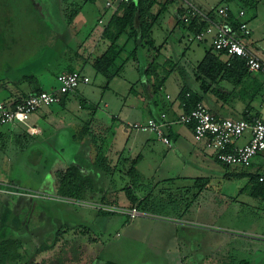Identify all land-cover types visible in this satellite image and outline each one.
Here are the masks:
<instances>
[{
  "label": "rangeland",
  "instance_id": "obj_1",
  "mask_svg": "<svg viewBox=\"0 0 264 264\" xmlns=\"http://www.w3.org/2000/svg\"><path fill=\"white\" fill-rule=\"evenodd\" d=\"M192 1H195L204 11L208 9L207 4L216 6L219 3V0ZM83 3L84 0H0V7H4L0 9L1 12L4 17L8 15L10 19L7 23L9 42L14 46V43L21 41L17 45L21 46L20 50L23 51L21 58L10 59L8 55L4 57L7 62L5 61L6 64L0 68V76H5L9 80L6 85H12L10 80L14 81L26 73L28 59L46 54L48 51L46 49L53 42L55 35L67 36L64 25L67 24L68 7L72 4L80 6ZM181 3L184 1H178L176 7ZM103 5L104 0L97 1L98 8H102ZM93 6V4L83 5L82 15L79 14L75 19L78 25L68 32L75 46L79 40L83 39L80 34L78 37L74 36L80 26L82 25L81 28L84 26L85 22L81 19H86L85 25L88 24L84 33L88 32L87 28L95 23L97 13ZM173 8L174 6L170 10ZM166 29L164 26L163 29L162 27L155 29L154 37L157 43L160 44L169 39L170 44L169 48L164 49L158 61L161 64H164L166 59L178 61L184 55L193 58L199 44L193 41L194 48L185 50L184 44L187 40L177 39L179 33L172 37L170 32L163 33ZM75 37H77L76 40H74ZM132 48L133 45L130 44L129 49ZM12 51L13 54L17 53L14 47ZM201 52L204 53V50ZM18 64L23 66L22 70H19ZM190 68L189 72L185 73L179 69L176 73L181 74L182 79L189 74L196 77L195 69L191 72ZM172 78L168 84L171 90H174L177 86L175 81H179L180 78L178 75ZM51 82L55 84L56 80L51 77ZM95 83H97L96 77L93 78V87H96ZM57 84L59 86V83ZM19 87L24 93H29L31 90V88L28 89L27 84ZM17 91H14V94L19 96ZM8 94L10 92L6 88H0V101L7 100ZM4 128L1 129L7 130L9 126ZM10 129L12 131H9V137H0V185L2 184L0 186V216L7 203L12 209L15 208V212L18 214L22 212L25 215L24 220L28 230L24 231L22 238L25 241L24 248L28 251L32 252L36 249L44 237L52 230H56L61 223L71 226L83 223L100 232L99 244L95 246V250H92L93 254L98 256L94 264H104L106 261L119 264H243L241 260L245 259L251 264H264V205L251 198L246 192L240 191L247 179L229 180L224 177L225 169L222 167L221 171L215 174L209 190L201 194L198 202H193L194 191L197 192L201 183L211 177V173H207L206 170L210 165L202 164L199 159H193L194 167L191 172H197L201 176L188 178L184 175L183 160L182 163L176 160L168 161L173 164L165 165L159 175L155 174L154 168H149L145 170L146 178L144 175L143 178L144 182L152 184L151 186L158 184L157 191L172 188L174 194L172 196L163 194L162 199L166 204L173 202L179 208H172V204H169L157 211L158 214L149 216L148 213L146 216L145 212H142L140 216L132 220L125 214L129 210L127 206L129 200L124 190L121 191L123 199H120L121 206L118 208H111L108 202H103L110 199L106 194H88L84 199L79 200L88 205L85 207H103L118 211L104 218L96 217L94 223H88L84 217L91 220L92 214L94 215V212L88 209L77 207L70 210L66 205L52 202L57 200L42 204L31 201L28 197L31 194H25L27 191H33V194L45 195L43 191H47L45 188L47 182H49L48 186L54 189L57 171L66 169L64 164L69 158H65L67 154H58L51 146L45 153V160L41 167H33L26 161L29 157V148L34 146L32 136L21 129V126ZM155 144L164 146L158 142ZM215 164L218 165L215 167L218 169L219 164L216 161ZM122 166L124 165H120V168H123ZM250 169L256 171L257 167L253 166ZM145 192L143 191L144 195ZM47 196L56 198L55 193H47ZM47 201L49 200L44 202ZM75 246L74 242L70 252L77 257Z\"/></svg>",
  "mask_w": 264,
  "mask_h": 264
},
{
  "label": "crops",
  "instance_id": "obj_2",
  "mask_svg": "<svg viewBox=\"0 0 264 264\" xmlns=\"http://www.w3.org/2000/svg\"><path fill=\"white\" fill-rule=\"evenodd\" d=\"M93 5L94 11L97 13L95 23L87 28L88 32L84 33L83 31L88 24L85 25L87 20L81 19L80 16V19L85 23L82 28V25L80 26L78 32L76 29L77 33L74 34L77 37L79 34L83 36V39L79 40L77 46H75V42L72 41L68 32H71L72 27L78 24L75 22L76 20L73 24H69L66 21L67 24L64 25V29H66L65 33H67V36L65 34L55 35L44 56L41 54L35 56L34 59L27 60L28 69L23 74L25 75L29 72L36 75L42 88L45 90L56 89L58 87L57 76L60 73L71 70L83 71L90 77V83L83 84L77 90L67 94L62 102L50 107H42L32 115L26 124L9 125V129L7 130H2L1 128L5 126L0 125V137H9V131H12L10 128L21 126V129H25L32 136V141H34V146L29 148V152L37 154L36 158L38 160L39 156H42L38 165L30 164L31 166L41 167L40 165L45 160V153L48 151V147L53 146L58 154L63 153L68 155L65 157L66 159L69 158L67 159L68 162L64 164L66 165V169L72 164L78 165L82 173L86 177L90 176L94 181L96 193L106 194L110 199H115L119 195V199L122 200L121 189L128 181L123 178L121 179V173L119 172L115 171L114 174L108 175L95 165L98 153L95 144L96 138L97 142L105 144L103 149L110 159L111 165L116 166L117 170L127 168L129 161H131L130 159L140 158L137 167L142 175L145 176V170L149 168H154L155 174L159 175V172L163 170L165 165L170 166L173 164L168 163V161L175 162L176 160V162L180 161L182 163L183 160L184 175L188 178H196L201 175H198L197 172H191L194 167L192 160L199 159L202 164L210 165L207 166L206 170L207 173H211V177H208L210 179L209 185L211 186L215 174L221 171L222 166L216 161L214 153L208 150L203 142H197L194 139L193 129L190 126L183 124L172 126L169 130V135H171L173 141L172 147H168L152 133L133 130L130 126L134 122H145L163 112H166L173 119L183 111L178 101L179 93L184 85L195 89L198 88V84L195 80L196 77L189 74L182 79V75L176 72L179 69L185 73L189 72L188 69L190 67V71L192 72L199 61L205 56L207 50L212 47V39L207 37L202 42L195 41L199 45L195 50L196 53L193 58L184 55V59L179 58L178 61H174L178 67L155 95L152 92H148L147 89L153 85L152 78H149L147 81V78L142 77V63L134 60L128 61L122 70L121 76L115 77L108 88H105L107 84L105 77L95 71L90 64V60L101 54L107 47V42L103 40L102 34L105 25L109 21L110 12L107 10L109 7H107L105 1L102 8H98L96 4ZM176 5L163 16L160 27L162 29L163 26L164 28L166 27L167 29L163 30V33L170 32L171 37L179 33L178 37H176L177 39L187 40L185 44L183 43L185 50L194 48L190 40L192 35L187 33L184 28L177 26V10L180 6L176 7ZM206 7L208 8L206 11H211L215 6L207 4ZM249 26L251 36L248 38V43L264 59V0L258 4L257 16L249 21ZM165 42L167 43L166 48H169V39H166L162 43ZM19 43H14V46L12 44L4 45L2 51H0L1 68L2 65L6 64L4 58L6 55L10 59L22 57L23 51L20 50L22 47L17 45ZM13 47L17 52L16 54H13ZM201 50H204V53ZM24 54L26 55V53ZM146 54L144 53V57L147 59L148 54L147 57ZM146 59L143 61L145 63L143 70L148 67ZM8 66L11 67L10 65ZM18 66L19 70H22L23 66L19 64ZM177 75L180 80L175 81L177 86L174 90H171L168 84L169 80ZM51 77L56 80L55 84L51 82ZM94 77H96L97 81L95 83L96 87L92 86ZM19 78L21 76L15 80ZM27 87L30 89L29 86ZM4 88L10 92L8 96L17 91L15 86H9L8 84H5ZM218 88L220 90L219 93H209L204 101L215 116L231 119H244L246 118L245 116H248L247 120L249 121L257 118L264 119V99L262 98L264 77L262 74L250 72L238 85H234L227 80H222ZM93 104L98 105L96 110L93 107L91 108ZM87 123L90 125L89 129L85 130L84 135L80 139L76 138V134L80 130H83V127ZM247 140L248 137L245 141ZM155 142L162 143L164 146H159ZM257 159H259L258 162ZM26 161H28L27 158ZM215 161L219 164L218 169L215 168L218 167ZM122 164L124 166L120 168ZM253 164L260 172L264 173V151L254 158ZM187 165L191 168L186 167ZM48 184L49 182L45 184L46 186L44 185L47 191L43 192L49 194L57 192V176L54 189L48 186ZM208 190L209 188L204 190L202 194ZM139 196L143 198V191H140Z\"/></svg>",
  "mask_w": 264,
  "mask_h": 264
},
{
  "label": "trees",
  "instance_id": "obj_3",
  "mask_svg": "<svg viewBox=\"0 0 264 264\" xmlns=\"http://www.w3.org/2000/svg\"><path fill=\"white\" fill-rule=\"evenodd\" d=\"M97 1L98 0H84V3L80 6L79 4H72L69 6L66 14L67 22L73 24L76 17L82 12L84 4H97ZM178 1L180 0H129L127 2L115 0V5L107 8L110 12V18L105 25L102 34L103 40L107 42V47L101 52V54L90 60V64L95 71L105 77L107 81L105 88H108L109 84L115 77L121 76L122 70L128 61H139L144 68L145 63L143 61L146 59L144 57V53L146 54V52L147 54L149 53L148 57L146 54L148 67L145 70H143V68L141 69V75L142 77L147 78V81L149 78H152L151 81L153 82V85L151 88H147L148 92H152L155 95L164 86L168 78L174 73L178 66L171 59H166L164 64H161L158 61L163 54L164 49L167 47V43L165 42L158 45L154 38V33L155 29L160 27L163 16L172 6H175ZM182 1H184V3H181L177 10V26L184 28L187 33L192 35V37H190L192 42H202L206 40L207 37L212 39L210 35L205 37L202 41L197 39V36L209 26L210 20L206 18L205 15L211 20L219 19L220 21H223L225 17L219 15V9L226 7L228 9V17L225 18V21L229 22L233 27L237 37L250 46L248 38L251 34L249 36L242 34L240 27L243 23L249 25V21L257 16L258 4L262 0H220L211 11H204L195 1ZM2 7H0V9ZM240 11L245 12L243 16L240 15ZM1 13L0 10V51H2L4 45L12 44L9 42V31L7 29V23L10 19L7 17L8 15L4 17V14ZM10 27L12 28V25H10ZM130 44L133 45L132 49H129ZM151 52L152 54H150ZM73 71L79 70H71L69 72ZM248 73L250 72L242 58L234 55L230 56L224 51L216 50L212 43V47L207 50L205 56L195 67V80L198 84V88L193 89L184 85L178 95V101L183 108V111L175 118L179 117L181 114L191 112L200 103L206 105L204 101L209 93L217 94L220 92L218 86L222 80H227L234 85H238ZM7 81L8 80L5 76H0L1 87H5V84L8 83ZM10 83L12 84L11 86H15L19 90L17 92H19L20 95L16 96V94H12L9 96L8 99L3 102L8 107H15L16 104L32 94H37L43 91H55L58 88L57 87L54 90L43 89L38 77L34 74H25L18 80H10ZM22 84H27V86L31 88V91L29 93L21 91L19 86ZM8 85L10 86V84ZM69 93L71 92L62 94V100ZM92 107L96 110L98 105L93 104L91 105V108ZM245 117L246 118L244 119L247 120L248 116ZM169 119L171 118L169 117ZM132 124L130 128L136 130ZM9 125L12 126L16 124H6L4 126ZM89 127L90 125L87 123L83 127V130H80L75 137L80 139L84 135L85 130L89 129ZM170 129L167 131L168 135ZM169 136L171 138V135ZM96 139L95 144L98 153L95 165L108 175L114 174L116 171L121 173V179H128L127 184H125L121 190L125 191L129 200L127 205L129 209L136 208L141 214L142 212H145L146 216H151L150 214H158L157 211L162 208L164 209L165 206L169 204H172V208H179L175 203L171 202L166 204L162 199L161 195L163 194L171 196L174 194L172 188H168L167 190L159 189V191H157V187H159L158 184L151 186L152 184L144 182L143 175L137 167L140 158L130 159L131 161H129V166H127V168L117 170L116 166L111 165L110 159L107 157L106 152L103 149L105 144L97 142ZM36 155L37 154L34 152H29L27 162L38 165L42 156L40 155L38 160ZM214 155L216 161L225 169V172H223L224 177L229 180L239 178L247 179L246 184L240 191L242 193L246 192L251 198L258 201L261 205H264V182L259 180L260 176L264 173L260 172L258 169H256V171L251 170L250 168L254 166L253 163L248 167L241 165L228 166L217 159L216 154ZM209 181L210 179L206 178V181L201 183L202 185L200 189H197V192L194 191V194L192 195L193 202H198L203 191L210 187ZM93 182L94 181L90 176L86 177L82 173V170L78 165L72 164L65 170L57 171L56 198L48 197L45 192L43 193L45 195H36L33 194V191H27L25 194H31L28 195V197L31 198V201H37L42 204H49L52 200H57L52 202L66 205L70 210L76 209L77 207L88 209L94 212V215L92 214L91 220L87 219L88 217L84 218L88 223H94L96 217L104 218L118 211L110 208L104 209L103 207H85L88 205L85 204L84 201V203L79 201L84 199L88 194H96ZM17 191L20 190L17 189ZM139 191H146L143 198H140L138 194ZM46 200L49 201L44 202ZM108 200L109 201L106 200L103 202H108L111 208H118L121 206L119 195H117L115 199ZM180 200L184 202L183 199L180 198ZM14 209V207L12 209L11 205L7 203L0 216V264H94L98 259V256H95L92 250H95V246L99 244L100 238L98 235L100 232H97L94 228L88 226V224L83 223L78 226L61 223L56 230H52L44 237L42 243L36 249L32 252L31 250L28 251L24 248L25 241L22 238L24 231L27 232L28 230L26 227V221L24 220L25 215H23L22 212L18 214ZM125 214L132 220L138 217L132 218L129 213ZM74 242L76 244L75 250L78 253L77 257L70 252L71 246ZM241 262L243 264H251V262H247L246 259L241 260ZM104 264L119 263L106 261Z\"/></svg>",
  "mask_w": 264,
  "mask_h": 264
},
{
  "label": "built area",
  "instance_id": "obj_4",
  "mask_svg": "<svg viewBox=\"0 0 264 264\" xmlns=\"http://www.w3.org/2000/svg\"><path fill=\"white\" fill-rule=\"evenodd\" d=\"M104 1L107 7L115 5V0ZM227 10L226 7L220 8L219 15L227 18ZM244 13V11H240V15L243 16ZM205 16L210 20L209 26L197 36V39L202 41L210 35L216 50L242 58L249 72L260 73L264 77V59L245 41L237 37L229 22L225 21V18L220 21L219 19L211 20L207 15ZM240 30L246 36L251 34L250 26L247 23H243ZM57 80L59 86L55 91L32 94L16 104L15 107H8L0 102V124H26L32 115L42 107L60 103L62 94L73 92L81 85L91 81L90 77L82 71L61 73ZM262 98L264 99V93ZM176 124L190 126L193 129L194 139L197 142H203L208 150L217 155V159L228 166H251L254 158L264 151V119L257 118L249 121L219 118L202 103L198 104L191 112L181 114L175 119H169L168 114L164 112L146 122H134L132 125L138 131L153 133L158 140L168 147H172L173 141L167 131ZM247 137L248 140L245 141ZM259 180L264 182V174L260 176ZM127 213L132 218L141 215V212L136 208L129 209Z\"/></svg>",
  "mask_w": 264,
  "mask_h": 264
}]
</instances>
